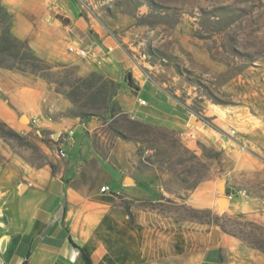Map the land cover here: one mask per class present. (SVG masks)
<instances>
[{"label":"rangeland","instance_id":"obj_1","mask_svg":"<svg viewBox=\"0 0 264 264\" xmlns=\"http://www.w3.org/2000/svg\"><path fill=\"white\" fill-rule=\"evenodd\" d=\"M74 4L73 14L87 27L88 43L110 36L139 67L148 92L170 99L175 110L191 118L188 134L132 117V108L138 106L136 84L128 82L132 70L123 71L127 84L119 98L121 84L103 74L99 54L79 57L69 49L70 42L62 49L65 60L39 57L28 40L13 35V15L1 0L0 66L41 77L47 102L57 107V118L96 119L102 131L94 138L103 153L116 137L135 145V155L144 157L140 166L154 165L161 178L164 197L153 207L218 228L264 253V222L232 211L227 198L264 196V0H74ZM61 16L65 22L70 19ZM3 122L0 119V138L26 153L33 164L51 156L43 143L56 150L51 140L41 139L34 130L23 134ZM208 179H215L219 207L192 200Z\"/></svg>","mask_w":264,"mask_h":264},{"label":"crops","instance_id":"obj_2","mask_svg":"<svg viewBox=\"0 0 264 264\" xmlns=\"http://www.w3.org/2000/svg\"><path fill=\"white\" fill-rule=\"evenodd\" d=\"M1 4L13 15V35L28 40L39 57L59 62L65 60L62 49L67 43L94 46L104 59L103 74L121 84L119 98L127 84L123 71L132 70L138 93L132 117L188 134L191 118L175 110L170 99L148 92L139 67L110 36L88 43L85 23L73 14L74 0H1ZM45 89L38 75L0 66V119L23 134L34 130L56 148L43 143L51 156L33 164L26 153L0 138L4 264H85L73 242L85 248L92 264H264V253L218 228L153 207L164 197L154 165L145 161L153 167L143 169L144 157L135 155V145L122 137L103 153L94 138L102 125L80 115L57 118V107L47 102ZM70 130L74 134L67 136ZM59 148L67 151L66 157L59 155ZM214 184L215 179L202 182L192 200L219 207ZM227 198L232 211L264 222L263 195Z\"/></svg>","mask_w":264,"mask_h":264},{"label":"built area","instance_id":"obj_3","mask_svg":"<svg viewBox=\"0 0 264 264\" xmlns=\"http://www.w3.org/2000/svg\"><path fill=\"white\" fill-rule=\"evenodd\" d=\"M69 49L72 52H74L76 55H78L79 57H83V58H95V57H97V51H96L95 47L91 46V45L82 46V45H76V44L72 43L69 46ZM140 101L142 104L146 103V101L142 98H140ZM73 134H74V130H70L67 132V136H72ZM58 136H60V135H58ZM58 153L62 157L67 156V151L63 148H59ZM107 188H108L107 186L102 187V190H106ZM241 193L243 195H246V190H242ZM0 264H4V262L1 258H0Z\"/></svg>","mask_w":264,"mask_h":264},{"label":"trees","instance_id":"obj_4","mask_svg":"<svg viewBox=\"0 0 264 264\" xmlns=\"http://www.w3.org/2000/svg\"><path fill=\"white\" fill-rule=\"evenodd\" d=\"M128 82H129L131 85H134V80H133L132 75H130V76L128 77ZM3 123H4L5 125H7L5 122H3ZM127 208H128V211H129L130 215L132 216V212H131L130 208H129V207H127ZM73 244H74L75 246H77V247L80 248L81 254H82V256H83V258H84V260H85V264H92V259L90 258L89 254L86 252L85 248H84L82 245H77V244L74 243V242H73ZM23 264H26V262H24Z\"/></svg>","mask_w":264,"mask_h":264},{"label":"water","instance_id":"obj_5","mask_svg":"<svg viewBox=\"0 0 264 264\" xmlns=\"http://www.w3.org/2000/svg\"><path fill=\"white\" fill-rule=\"evenodd\" d=\"M24 119H26V118H24ZM192 121H193V120H192ZM193 122H194V123H199V121H197V120H194Z\"/></svg>","mask_w":264,"mask_h":264}]
</instances>
